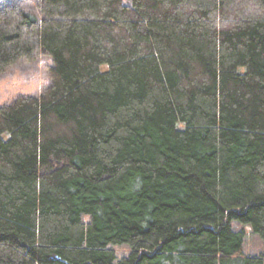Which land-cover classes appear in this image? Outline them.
<instances>
[{
	"label": "trees",
	"instance_id": "obj_1",
	"mask_svg": "<svg viewBox=\"0 0 264 264\" xmlns=\"http://www.w3.org/2000/svg\"><path fill=\"white\" fill-rule=\"evenodd\" d=\"M0 0V264H264V0ZM125 245L118 256L115 246Z\"/></svg>",
	"mask_w": 264,
	"mask_h": 264
},
{
	"label": "rangeland",
	"instance_id": "obj_2",
	"mask_svg": "<svg viewBox=\"0 0 264 264\" xmlns=\"http://www.w3.org/2000/svg\"><path fill=\"white\" fill-rule=\"evenodd\" d=\"M17 5L31 7V0H14ZM53 60L48 55H38L31 60L23 59L0 73V107L20 97H39L52 83ZM236 229H243L245 241L243 252L255 255L264 251V241L251 232L250 227L232 221ZM118 256L127 253L128 247L115 246Z\"/></svg>",
	"mask_w": 264,
	"mask_h": 264
}]
</instances>
